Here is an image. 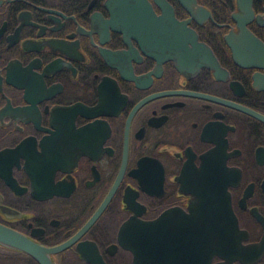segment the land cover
Masks as SVG:
<instances>
[{
	"label": "flooded vegetation",
	"instance_id": "af4514ba",
	"mask_svg": "<svg viewBox=\"0 0 264 264\" xmlns=\"http://www.w3.org/2000/svg\"><path fill=\"white\" fill-rule=\"evenodd\" d=\"M163 212L142 264H264V0H0V264H134Z\"/></svg>",
	"mask_w": 264,
	"mask_h": 264
},
{
	"label": "water",
	"instance_id": "95a60500",
	"mask_svg": "<svg viewBox=\"0 0 264 264\" xmlns=\"http://www.w3.org/2000/svg\"><path fill=\"white\" fill-rule=\"evenodd\" d=\"M167 215H169V213L163 212L162 214H159L158 216L152 219L142 221L141 223L138 224L139 228L132 229L131 233L127 234V236H122L124 233L121 234L123 239L129 240L128 246L135 253V258L133 260L134 264L143 263L141 254L145 248H148L154 254L151 257V259H149L151 262L153 260L154 261L158 260V262L161 261L159 253H158V249L160 246L157 240H159L160 238H163V235H161L162 231L169 232V230L158 229V226L168 221ZM169 233H170L169 238H172L173 234L175 237V230ZM0 240L6 241L14 245V243L19 240V236H18V233L12 231L11 229H7L0 224ZM22 246L23 248H25L26 250L30 252H33L34 249H38V247L32 246L30 243H25ZM163 263L172 264L173 258L171 257L170 259H164ZM43 264H52V263L49 261H46L45 263L43 262Z\"/></svg>",
	"mask_w": 264,
	"mask_h": 264
}]
</instances>
